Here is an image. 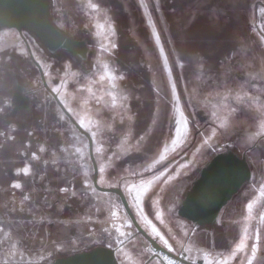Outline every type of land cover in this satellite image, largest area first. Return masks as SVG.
I'll use <instances>...</instances> for the list:
<instances>
[{
    "label": "rangeland",
    "instance_id": "rangeland-1",
    "mask_svg": "<svg viewBox=\"0 0 264 264\" xmlns=\"http://www.w3.org/2000/svg\"><path fill=\"white\" fill-rule=\"evenodd\" d=\"M50 17L87 43L86 60L27 35L30 55L0 28V264H47L97 244L118 264H164L118 194L94 187L87 137L30 58L90 133L98 184L120 187L153 239L204 264H248L256 243L251 264H264V0H50ZM11 68L33 106L5 119ZM227 149L246 156L250 179L215 223L179 215L200 169Z\"/></svg>",
    "mask_w": 264,
    "mask_h": 264
},
{
    "label": "water",
    "instance_id": "water-1",
    "mask_svg": "<svg viewBox=\"0 0 264 264\" xmlns=\"http://www.w3.org/2000/svg\"><path fill=\"white\" fill-rule=\"evenodd\" d=\"M50 0H0V28L14 27L30 30L39 42L50 52L63 49L78 55L81 59L87 57L88 45L82 39L70 37L58 29L50 20ZM44 86L54 95L62 110L71 122L88 140V151L93 165V185L101 191H111L118 194L122 205L136 230L150 243L153 250H160L185 264H204L202 258L189 259L185 251H169L153 239L138 223L127 199L120 187H103L97 182L98 168L92 149V138L88 131L83 129L60 102L44 79ZM12 100L15 104L10 113L15 114L18 106H27V96L22 86L16 83L13 87ZM20 102H18V100ZM22 99V100H21ZM251 177V169L246 156H239L232 149L214 154L200 169L198 176L192 181L178 208V214L199 224H211L217 221L222 207L232 195ZM156 256V253L154 252ZM47 264H118L113 248L103 245L58 257Z\"/></svg>",
    "mask_w": 264,
    "mask_h": 264
},
{
    "label": "flooded vegetation",
    "instance_id": "flooded-vegetation-1",
    "mask_svg": "<svg viewBox=\"0 0 264 264\" xmlns=\"http://www.w3.org/2000/svg\"><path fill=\"white\" fill-rule=\"evenodd\" d=\"M49 11H50V8H49ZM50 20H51V22L59 29L60 27L52 20V18L50 17ZM10 28H13L15 31H16V33H17V35H18V38L21 40V42L24 44V46L26 47V49L27 50H29V54L31 55V52H30V49H29V43H28V41H27V35L28 36H31L32 38H33V40L34 39H36V41H37V43H39L41 46H43L40 42H39V40H38V38L35 36V34L34 33H32L30 30H28V29H25V28H22L21 30H18V29H16V28H14V27H10ZM61 30V29H60ZM62 31V30H61ZM74 38V37H73ZM43 48L45 49V50H47L44 46H43ZM48 51V50H47ZM58 51H61V52H64V53H68V54H73V55H75V56H77L80 60H86V58L85 59H81L78 55H76V54H74V53H72V52H70V51H67V50H63V49H60V50H57L56 52H58ZM48 52H50V51H48ZM56 52H50V53H56ZM87 54H88V51H87ZM31 59V61H32V64H33V66L35 67V69H36V71H37V74L39 75V77H40V80H41V83H42V86H43V88L44 89H46L49 93H50V95L52 96V98L54 99V101L58 104V102L56 101V99H55V97H54V95L44 86V84H43V81H42V78H41V71H42V73H43V69H42V67H41V65L39 64V62H37L36 60H35V58L34 59H32V58H30ZM15 73H16V71H15V69L14 68H11V69H9V72H8V74H9V78H10V76H11V79H12V77H13V79H12V82H11V85H10V94L6 97V99H7V102H8V106H7V110L5 111V113H4V118L5 119H8V118H15V117H17L21 112H29L31 109H32V106H33V97L31 96V94L29 93V91L28 90H26L24 87H23V85L22 84H20L19 83V80L14 76L15 75ZM43 75H44V73H43ZM44 79H45V77H44ZM45 81H46V79H45ZM16 83H19L21 86H22V91L24 92V94L27 96V106H24V105H21L20 104V106H18V108H17V110H16V112H15V114H13V115H11L10 113L12 112V110L14 109V106H15V104H14V102H13V100H12V96H13V87H14V85L16 84ZM47 83V82H46ZM48 84V83H47ZM49 86V85H48ZM57 96V95H56ZM18 100V102H20V100L19 99H17ZM22 100V99H21ZM58 106H59V108L62 110V108H61V106L58 104ZM63 111V110H62ZM64 112V111H63ZM65 113V112H64ZM68 117V116H67ZM69 118V117H68ZM70 120V119H69ZM71 121V120H70ZM241 156V155H240ZM191 186V185H190ZM225 206V205H224ZM223 208V207H222ZM218 218V217H217ZM97 245H101V244H97ZM97 245H94V246H91V247H87V248H84V249H81V250H77V251H72L71 253H67V254H65V255H62L61 257H63V256H67V255H70V254H73V253H75V252H80V251H83V250H89V249H92V248H94V247H96ZM115 252V251H114ZM54 259H56V258H54ZM53 259V260H54ZM52 260V261H53ZM51 261V262H52Z\"/></svg>",
    "mask_w": 264,
    "mask_h": 264
},
{
    "label": "snow or ice",
    "instance_id": "snow-or-ice-1",
    "mask_svg": "<svg viewBox=\"0 0 264 264\" xmlns=\"http://www.w3.org/2000/svg\"><path fill=\"white\" fill-rule=\"evenodd\" d=\"M112 47L115 48L116 45L113 44ZM53 91H57V89H53ZM178 123L179 122H177V127L175 128V133H176L177 136H179L180 131H181L180 128H179V126H178ZM176 143H177V140L176 139H173L172 140V144L175 145ZM160 159L163 160L164 159V156H161ZM21 171H23L25 174H27L28 171H29V169L26 167V168L22 169ZM169 179H171V177H169ZM13 187L18 189V188L21 187V185L19 183H15V184H13ZM249 207H251V205H249ZM258 238L259 237H257V239ZM251 249H252V256L254 257L256 255V252H257V244L256 243H253L252 246H251ZM240 250H242L241 249V246L238 245L236 251H240ZM169 251H173V249L172 248H169ZM249 264H251V258L249 259Z\"/></svg>",
    "mask_w": 264,
    "mask_h": 264
},
{
    "label": "built area",
    "instance_id": "built-area-1",
    "mask_svg": "<svg viewBox=\"0 0 264 264\" xmlns=\"http://www.w3.org/2000/svg\"><path fill=\"white\" fill-rule=\"evenodd\" d=\"M156 256L164 263V264H185L174 257L162 252L160 250H154Z\"/></svg>",
    "mask_w": 264,
    "mask_h": 264
},
{
    "label": "crops",
    "instance_id": "crops-1",
    "mask_svg": "<svg viewBox=\"0 0 264 264\" xmlns=\"http://www.w3.org/2000/svg\"><path fill=\"white\" fill-rule=\"evenodd\" d=\"M189 189V188H188ZM187 189V190H188ZM186 190V191H187ZM185 193L186 192H184V194H183V196H182V198H181V200H180V203H179V206H180V204H181V202H182V199L184 198V195H185ZM178 211V210H177ZM192 222V221H191ZM163 241H164V244H162L164 247H166V248H172V249H174L175 248V244H173V243H171V241L169 240V239H163ZM178 250H180V251H184V248H182V246H181V244L178 246ZM177 250V251H178ZM174 251V250H173ZM176 252V251H175ZM249 257V259L252 257V256H248ZM198 258V257H197ZM249 259L247 260V263L249 264ZM243 264V263H242Z\"/></svg>",
    "mask_w": 264,
    "mask_h": 264
},
{
    "label": "trees",
    "instance_id": "trees-1",
    "mask_svg": "<svg viewBox=\"0 0 264 264\" xmlns=\"http://www.w3.org/2000/svg\"><path fill=\"white\" fill-rule=\"evenodd\" d=\"M73 124V123H72ZM74 125V124H73ZM74 128L79 131L81 134H83L79 129H77V127L74 125Z\"/></svg>",
    "mask_w": 264,
    "mask_h": 264
}]
</instances>
